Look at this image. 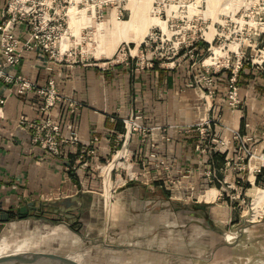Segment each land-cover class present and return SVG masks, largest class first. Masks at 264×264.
Wrapping results in <instances>:
<instances>
[{
    "label": "crops",
    "instance_id": "obj_1",
    "mask_svg": "<svg viewBox=\"0 0 264 264\" xmlns=\"http://www.w3.org/2000/svg\"><path fill=\"white\" fill-rule=\"evenodd\" d=\"M7 4L8 0H0V23L8 17ZM29 29L28 20L17 22L13 35L23 40ZM250 68L255 77L239 89L241 104L237 109L227 106V87L224 81L217 82L208 105L201 101L203 113L199 114V118L209 122V133L204 136L186 130L191 118L188 110L193 106L188 103L187 90L183 86L184 72L180 67L170 70L158 67L136 68L128 61L77 62L70 66L66 62L50 59L41 50L22 52L12 73L33 80L38 85H44L48 78H53L59 94L76 102L79 107L75 114H69L65 104L57 102L50 109L49 115L63 131L67 122L75 123L79 139L75 145H61V155L58 157L32 145L30 131L19 126L18 117L24 115L31 119L45 115L40 110L43 97L34 91L24 96L18 95L14 92V86L0 79V98L5 99L0 114V215L8 216L0 231V238L13 241L15 238L12 237L18 235L24 227L31 231L35 229V220H45L47 223L44 224L55 225L61 231L55 234V241L70 240L71 246L77 247L81 236L70 233V228L82 224L89 234L86 238L91 241L87 249L86 264L210 262L218 249L226 246L217 241L220 225L214 223L207 226L203 222L207 218L205 208L214 203L220 205L216 203L220 191L213 187L216 191L214 199H199V196L204 197L205 192L212 188L209 187L189 206L177 203L175 209L167 207V211L163 212H155V206L179 201L176 194L181 193V189L187 185V180L183 179L188 176L183 175L185 172L196 174L201 186L208 183L203 175L205 169L211 170L216 180L221 172H228L227 177H231L240 186L247 182L252 187L256 175L259 180L264 177V168L258 174L255 172L260 164L258 155L264 150L261 120L255 119L261 118V115L255 116L249 111L253 105L257 110L256 114L263 113L264 107L261 106L264 102L260 94L263 88L260 81H264V75L259 72L258 64L253 60ZM221 77L222 74L218 80ZM202 96L206 99L205 92H202ZM206 106L209 107L205 108ZM136 114L141 115L138 123L143 128L153 129L126 133L123 119ZM231 129L250 136L249 145L257 155L250 158L243 172L233 170L239 163L240 153L231 139ZM93 138L98 139L95 144L97 149L89 168L98 166L114 152L105 164L107 165L116 152L126 150V156L119 158L118 163L111 167L110 186L106 185L102 177L105 165L101 168L103 185L108 194L114 185L110 177L111 171L114 167L123 165L122 159L128 157L127 148L137 161L133 166L136 173L144 170L146 174L143 179L119 180L118 195L113 199L115 213L109 214L105 229L97 223V210H93V205H88L93 203V197L86 195V181L82 177L88 175L89 171L73 175L67 170L74 163L78 150L88 147ZM212 138L218 142H211ZM197 145L205 150L199 152ZM213 145L220 151L214 153L209 150ZM116 146H119L118 150ZM152 154L156 156L153 157ZM158 159L169 166L168 175L156 166ZM200 174L201 178L198 176ZM196 186L199 187L200 184ZM74 195H77L81 203L79 210L61 213L57 208L43 207L40 213L27 210L21 218L17 217L16 209L27 202L49 201ZM109 196L104 198L107 204L110 202ZM50 215L61 219L50 222ZM93 216L96 218L93 219ZM218 219L224 225L227 224L222 220L223 217L218 216Z\"/></svg>",
    "mask_w": 264,
    "mask_h": 264
},
{
    "label": "rangeland",
    "instance_id": "obj_2",
    "mask_svg": "<svg viewBox=\"0 0 264 264\" xmlns=\"http://www.w3.org/2000/svg\"><path fill=\"white\" fill-rule=\"evenodd\" d=\"M12 7L23 13L26 11L30 28L33 24L41 25L44 34L55 36L58 50H61L62 43H65L66 55L70 60L75 59L78 63L128 61L136 68H151L155 62L158 68L169 70L182 68L183 86L187 90L186 97L189 105L193 106L188 110L192 119L188 121L189 126L186 130L194 134L199 135L202 130L204 136L209 133L207 125L209 122L201 121L199 118V114L203 111L200 105L209 104L214 94L209 97L207 91L215 90L217 82H221L212 78L213 83L209 85L206 82L209 75L212 76L211 74L219 72L222 68L231 70L236 65L238 67L241 60L247 56L258 64L259 72L264 74V44L261 41L264 40V0H14ZM133 7L140 8L143 19L149 20L145 37L139 45L132 40L124 41L121 36H118L120 40H117L115 33V24L129 19ZM126 35L131 38L134 32L127 31ZM199 42L207 43L206 54L202 53ZM211 46L220 47L219 53L212 62L206 63L204 59L210 56ZM260 82L263 88L260 94L264 102V81ZM256 91L258 92V89ZM202 92H205L206 99L203 98ZM239 99L240 105V96ZM207 107L209 106L205 108ZM249 111L252 115H261V118L255 119L261 120H259L260 126L264 133V110L262 114H256L257 110L252 105ZM210 126L213 127L211 123ZM118 149L119 146H116V150ZM127 150L128 157L121 161L123 165L114 167L111 171L110 177L114 185L109 194L103 185L102 177L106 185L110 186L109 173L114 164L110 166L108 174L102 177L101 167L112 158L114 152L98 166L84 170L87 173L89 171L88 175L82 177L86 181V195L93 197L91 199L93 203L90 202L88 205H93V210H97V220H99L97 223L104 229L107 228L109 214L115 213L116 206L113 199L118 195L119 180L128 178L138 180L146 176L144 170L136 173L137 170L133 166L137 161L132 152L128 148ZM233 170L243 172V169L233 168ZM246 173L248 174L247 169ZM183 175H188L183 178L187 180V185H184L181 193L176 194L179 201H173V204L169 205H156L155 212L167 211L165 210L167 207L175 209L177 203L181 206H189L209 187H215L220 191L219 200L216 202L220 205L214 203L206 207L207 218L203 222L207 226L214 223L220 225L217 241L218 244L226 246L218 249L210 262L200 264L264 262V207L256 218H252L254 197L247 192L251 184L248 183L246 187L234 183L231 177H227L228 172H221L218 181L214 179L213 182H206L202 186L197 182L196 174L185 172ZM198 176L201 178L202 175ZM199 184L200 186L197 187L196 185ZM254 184L261 189L264 188V177L260 180L258 178V183L254 182ZM107 195H110L108 204L104 199ZM199 199L204 198L199 196ZM217 214L224 218L222 220L227 222L226 225L218 219ZM44 223L47 222L35 220L33 225L36 228ZM70 230V233L81 236L77 247L71 246L70 240L49 239L55 238L58 231L61 232L58 229L53 235L46 234L27 255L46 256L51 260H55L52 255H58L57 257L72 264H86L87 249L91 245V241L86 238L89 235L86 226L78 224ZM30 233L31 231L24 227L19 233L20 236L18 234L12 238L17 240L18 237Z\"/></svg>",
    "mask_w": 264,
    "mask_h": 264
},
{
    "label": "built area",
    "instance_id": "obj_3",
    "mask_svg": "<svg viewBox=\"0 0 264 264\" xmlns=\"http://www.w3.org/2000/svg\"><path fill=\"white\" fill-rule=\"evenodd\" d=\"M14 0H9L6 13L8 17L0 23V79L11 86H14V92L18 95L24 96L30 91H34L39 96L43 97V105L40 110L45 113L41 117L27 119L24 115L18 117V124L23 129L30 131V142L32 145H37L41 149L47 151L52 156H60L61 145H75L78 143V131L77 126L73 122H67L64 131L61 130L59 124L49 115L50 109L57 103L63 102L66 106V110L69 114H75L79 105L66 98H63L55 87L53 78H48L44 85H38L35 81L29 80L23 77L16 76L12 73L13 68L19 63L21 53L24 51L41 50L48 54L50 59L58 62H66L71 66V63H77L75 59H69L66 55V51L62 54L60 50L56 48L55 36L49 33L44 34L42 26L32 25L28 31L25 39L19 40L13 35L14 26L17 22L27 21L26 11L20 12V10L13 8ZM237 71V65L231 69V76L226 85V103L230 109H237L240 103L238 96V88L235 84V74ZM213 77L208 76L206 82L210 85L213 83ZM213 89V88H212ZM209 97L214 94V90H208ZM5 102L4 98H0V114L1 105ZM141 118L140 114H136L133 117L123 119L126 133L128 131H147L153 129L152 127L143 128L138 120ZM203 131V130H202ZM200 135H203V132ZM204 139V137H203ZM231 139L236 143V150L240 153L238 158L239 163L234 167L238 170L244 169L247 162L255 154L254 148L249 145L251 141L250 136L242 135L239 130L231 129ZM97 138L91 140V144L88 147H83L78 150L74 163L67 168L73 175H78L81 171L89 168L90 161L96 155V143ZM211 142L217 143L214 138ZM196 149L199 152H203L205 149L197 145ZM213 152H218L220 149L214 145L209 148ZM151 156L155 157V154ZM260 164L255 168V172L258 174L261 169L264 168V153L261 152L258 155ZM156 166L166 175L169 174L170 168L163 160H156ZM204 177L208 182H213V174L211 170L205 169L203 171ZM136 178V177H134Z\"/></svg>",
    "mask_w": 264,
    "mask_h": 264
},
{
    "label": "bare ground",
    "instance_id": "obj_4",
    "mask_svg": "<svg viewBox=\"0 0 264 264\" xmlns=\"http://www.w3.org/2000/svg\"><path fill=\"white\" fill-rule=\"evenodd\" d=\"M149 25V20L143 19V12L140 8L138 7H133L131 9V14L129 19L122 21L119 24H115V33H117V40H120L118 36L123 37L124 41L127 40H132L135 42L136 45H139L141 42H143V39L145 37V29ZM127 31H133L134 36L131 38L128 37ZM116 43V42H115ZM66 44L62 43V48L60 50V53L62 54L63 51L66 48ZM219 48L218 46H211L210 47V56L206 57L204 59V62L210 63L212 60H214L218 53H219ZM126 156V150L123 149L121 151H118L115 153L113 156V161L105 167H103V173L102 175L106 176L110 170V166L112 164L115 165V162L119 158H124ZM257 156V155H256ZM259 160V158H258ZM118 163V162H117ZM113 165V166H114ZM102 168V167H101ZM102 171V170H101ZM253 180V176L251 177ZM250 195L254 197L253 200V208H254V214L252 218H256L257 215L260 214L261 211H263V203H264V188H259L256 185L252 184V187L248 189L247 191ZM216 193L215 188H210L205 192L204 199L205 200H212L214 199V194ZM58 230V227H53L48 224H42L39 227L31 230V233L29 235H25L23 237H20L17 240L13 241H7L5 238H0V256H11V255H17V254H28L33 248L37 246V244L43 239V237L47 234L48 235H53L55 231ZM52 240H55V238H49ZM56 264H65L63 262H58ZM225 264H235L234 263H225ZM245 264V263H244ZM247 264V263H246ZM251 264H264V262L261 261H254Z\"/></svg>",
    "mask_w": 264,
    "mask_h": 264
},
{
    "label": "water",
    "instance_id": "obj_5",
    "mask_svg": "<svg viewBox=\"0 0 264 264\" xmlns=\"http://www.w3.org/2000/svg\"><path fill=\"white\" fill-rule=\"evenodd\" d=\"M79 189L80 187H78V190ZM43 207L57 208L61 213H66L69 211L79 210L81 203L77 199V195L49 201H30L16 209L17 217L21 218L26 214L27 210H34L36 213H40ZM7 220V215H4V217L0 215V231ZM52 258L55 260H51L46 256L17 254L11 256H0V264H56L58 262H68L69 264H72L69 261L57 257L56 255H52Z\"/></svg>",
    "mask_w": 264,
    "mask_h": 264
},
{
    "label": "trees",
    "instance_id": "obj_6",
    "mask_svg": "<svg viewBox=\"0 0 264 264\" xmlns=\"http://www.w3.org/2000/svg\"><path fill=\"white\" fill-rule=\"evenodd\" d=\"M261 41L264 44V40H261ZM199 46L202 49V53L206 54L207 49H208L207 43L199 42ZM250 65H251V58L249 56H247L241 60L240 65L238 66V69H237L236 74H235V84L238 88V91L240 88L247 85V82L249 79H251L252 77H255L251 71ZM156 68H157V64L154 62L152 64L151 69H156ZM221 74H222L221 80H218V77ZM211 75L213 76L215 81L216 80L221 81V82L224 81V82H226V85H227L228 80L231 76V70L222 68V69H220L219 72H217L215 74H211ZM262 75H264V74H262ZM239 132H240V130H239ZM214 153H216V152H214ZM255 182L258 183V175H256ZM243 185L247 187L249 184L247 182H244Z\"/></svg>",
    "mask_w": 264,
    "mask_h": 264
},
{
    "label": "flooded vegetation",
    "instance_id": "obj_7",
    "mask_svg": "<svg viewBox=\"0 0 264 264\" xmlns=\"http://www.w3.org/2000/svg\"><path fill=\"white\" fill-rule=\"evenodd\" d=\"M61 218H55V215L54 216H51L50 215V218H49V221L50 222H55V220H60Z\"/></svg>",
    "mask_w": 264,
    "mask_h": 264
}]
</instances>
